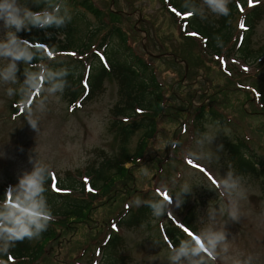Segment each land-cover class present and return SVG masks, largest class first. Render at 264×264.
<instances>
[{
	"label": "rangeland",
	"instance_id": "1",
	"mask_svg": "<svg viewBox=\"0 0 264 264\" xmlns=\"http://www.w3.org/2000/svg\"><path fill=\"white\" fill-rule=\"evenodd\" d=\"M27 1L21 0V3L27 5ZM93 1L103 11L104 17L110 20H106L109 25L105 24V30L113 24L111 19L117 18L120 19L119 26L128 34L132 49H126L127 46L122 48L119 40L112 38L109 45L116 50L111 52L112 55L117 53L122 59L125 52H137L152 62L165 86L166 105L163 114L156 115L158 129L153 140L146 143L142 158L126 163L127 177H114L118 181L109 194H103L100 189L94 194L96 196L86 194V199L91 197L92 200L89 212L82 219H71L72 223L67 226L58 225L56 240L47 243L43 260L36 264H100L99 260L103 259L100 247L107 264H110L111 259L115 264H168L169 244L173 240V244L178 245L180 241L172 235L170 238L165 227L173 223L182 230L183 226L187 227L188 232L183 230L187 236L196 233L202 227L198 220L206 214L209 204L216 207L222 202L227 204L208 185L218 181L230 167L243 177L244 198L239 201L240 221H228L226 224L230 240L229 255H251L252 264H264V173L259 168V164H264V115L255 110L254 100L258 99L260 91L256 87L251 90L246 88L264 74V57L256 61L253 56L244 62L240 60L241 52L235 53L239 59L233 55L205 54L200 39L182 37L179 23L163 7L161 0ZM249 1L252 4L247 2L244 11V7L239 8L242 12L235 24L238 36L239 31L246 29L244 15L248 7L257 1L263 3L262 18L255 20L250 36L254 55L264 47V0ZM66 4L71 10L72 19L76 21L73 25L76 30L82 31L73 46L83 44L85 39L96 45L104 32L96 29L100 27V19L69 1ZM183 16L184 13L180 18ZM221 17L209 14L207 18L221 26ZM241 24L244 26L241 27ZM25 31L18 35H23ZM43 32L53 34L49 28L43 29ZM84 32L87 33L85 36ZM56 36L59 43L67 40L59 32ZM79 37L84 39L81 41ZM107 50L108 45L101 47L100 52L109 64ZM147 51L151 56L146 54ZM66 60L71 61L69 58ZM3 63L0 61V64ZM23 67L21 64L18 73L21 80ZM6 87L0 85V196L6 195L24 170H31L30 156L38 155L50 168L51 178H60L62 184L71 171L75 176L76 171L88 167L97 174L103 160L114 159L122 151V146L128 149L129 154L136 153L140 148L144 129L135 131L129 143L123 144L118 127L111 124L121 97L120 88L112 77L106 78L100 90L83 105L77 104V109L69 107L64 92L49 97L46 110L34 113L40 122L39 134L25 119L23 102L17 114L12 113V101L17 100L18 95L8 97ZM42 95H34L33 102H30L33 109ZM197 109L203 110L201 120L197 123L198 131L194 127ZM213 109L221 119L211 118L208 112ZM201 135L214 138L213 143L205 142L204 146V151L211 158L210 162L189 163L185 152L193 147L194 139ZM236 139L249 143L245 147L248 151L245 153L249 156L256 152L259 173L240 174L237 171L236 161L227 150V142ZM221 145L222 148L219 147ZM100 183L102 181L97 184L99 187ZM185 184L192 186V190L185 195L182 204H177L174 192ZM171 194V203L164 216L156 218L151 215L150 220L145 219L135 227H127L129 212L118 224L120 211L128 206L136 209V200L163 198ZM61 205L60 202L56 203L57 208ZM189 213L193 217L191 224L195 230L184 225L183 218ZM217 219L223 223L227 216H218ZM111 233L120 236V246L112 250L110 241L107 245L103 243ZM105 253L110 255V260L105 257ZM215 264H225V261L217 259Z\"/></svg>",
	"mask_w": 264,
	"mask_h": 264
},
{
	"label": "trees",
	"instance_id": "2",
	"mask_svg": "<svg viewBox=\"0 0 264 264\" xmlns=\"http://www.w3.org/2000/svg\"><path fill=\"white\" fill-rule=\"evenodd\" d=\"M66 1L80 6L79 9L83 10L84 8L87 12L94 14L100 19V27L96 29L104 30V32L96 45L90 42L89 39L83 40V37H79V40H83V44L73 46V44L77 43L78 34L82 32L81 30H76V27L73 25L76 23L74 19L63 28L50 27L49 30H51L53 34L44 33V28L32 27L30 31L26 30L29 31L28 33L26 31L23 32L21 37L32 42L34 48L43 51L45 54L44 63L49 64V66L53 68L66 65L72 70L71 74L67 77L68 86L64 90L70 108H72V106L74 109L79 108L77 104L83 105V103L89 100L100 90L106 78H114V81L120 88L121 97L118 100V105L113 115L114 122L111 124L118 127L123 137V144L129 143L135 131L144 129L142 143L138 151L134 154H129L128 149L122 146V151L118 156H115L114 159L105 158L103 160L100 170H97V174L89 170L88 167L84 170L76 171L75 176H73V172L71 171L68 178L65 179V183L62 180V184L60 178H58L56 181L57 184H55V181H53V178L49 175L45 183V196L47 197L48 204L52 209L55 219L35 242L34 239H25L11 248L9 254L0 256V264H36L41 259L43 260L45 251L47 252V243L56 240V227L58 225L67 226L71 222V219H82L85 217L86 213L89 212V203L92 200L91 197L86 199V194L96 196L94 194H97L99 189L103 191V194H109L113 192L112 188L118 181V179L114 177L119 176L124 179L127 177L126 173L128 169L125 166L126 163L132 162L135 158H142L146 143L153 140L156 130L158 129L159 120L156 119V115L163 114L166 105L165 86L160 80L157 69L152 62H149L143 55L137 52H125V56L122 59H119L117 53L112 55L113 53L111 52L116 51L113 49L114 46L109 45L112 38L119 40V44L122 48L127 46L128 48L126 47V49H132L128 34L119 26L120 23H118V21L120 19H111L113 24L107 26L105 30V24L109 25L106 20H110L104 17L103 11L100 7L98 8V6H95L96 4L93 0H65V2ZM161 1L163 7H165L169 14L179 23L178 26L182 37L185 39H200L202 42V51L205 54L209 56L233 55L236 57L235 53L241 52L242 59L240 60L244 62H248V59L253 56H255L256 61L264 57V47L260 48L253 55L250 37L255 20L262 18V2L257 1L252 7H248V11H246L244 15L246 29L245 31H239L237 36L238 28L235 21L240 12H242L239 8L243 9L244 7V11L247 7L248 0H232L231 4L228 6L230 9L229 14L227 16H222L220 19L221 26H217L216 21H209L208 18L201 19L195 13H192L191 16H187L186 13L189 12V10L184 7L183 0ZM195 2L198 4V0H195ZM27 3L30 7H33L34 10H39V8L32 4V0H28ZM40 7H43V5ZM183 13L186 16L180 18ZM185 24L188 26L186 27ZM87 28L89 31L90 26L88 25ZM57 32H59V35H65L67 38L65 43H59L56 40ZM86 34L87 33H85L84 36ZM241 34L243 35L242 40H240ZM42 44L46 45L48 50L44 49L41 46ZM52 45H57L59 47L53 48ZM107 45L109 64L104 61L102 63L96 53L101 47ZM49 53H51V55H49ZM73 53L75 55H72ZM68 58L71 61L66 60ZM38 60L39 58H34L33 63ZM262 63L263 61L260 63V66ZM22 77L24 79L23 73ZM255 83L249 85V87H256L260 91L259 99L254 100L256 106L255 110L257 113L262 112L264 115V74L257 77ZM22 102L19 95L17 96V100L12 101V113L17 114L19 105ZM257 103H259V105ZM202 113V109L196 110V122L194 125L196 131H198L197 123L201 120ZM208 113L213 119H221L214 109L210 110ZM243 139L227 142V150L230 152L231 158L236 161L235 168L240 174L259 173L260 170L264 173V164H259L260 170L256 166L259 162V158L255 154L256 152H252L251 156L245 153L248 152L245 147H247L249 143L246 144ZM254 159L256 161H254ZM113 169L115 170L114 172H112ZM98 181H102V183H100L101 187L97 185L99 184ZM54 185L55 188L53 187ZM56 189H60V191ZM89 189L92 190L90 191ZM4 198V195L0 196V199ZM58 202L62 203V205L57 208L56 203ZM129 212L131 213L127 218V227H135L145 219L150 220L152 215L150 208L147 206H139L136 207V209H131V207L128 206L125 210L120 211L118 224ZM183 221L184 225L195 230L191 224L193 217L190 213L184 216ZM123 223L126 224L125 220H123ZM112 231L114 230L112 229ZM165 231L170 238L172 235L177 237L179 241L188 238L181 227L173 223L165 227ZM119 237L118 234L115 233L113 235V233H111L103 243L107 245L110 241L109 246H111V250L112 248H118L120 246V243H118ZM173 243L172 240V244ZM100 251V255L103 253L102 261L99 260L100 264H107L104 262V251L101 247ZM105 255V257L110 260V255L107 256V253H105ZM110 264H115V262L111 259Z\"/></svg>",
	"mask_w": 264,
	"mask_h": 264
},
{
	"label": "clouds",
	"instance_id": "3",
	"mask_svg": "<svg viewBox=\"0 0 264 264\" xmlns=\"http://www.w3.org/2000/svg\"><path fill=\"white\" fill-rule=\"evenodd\" d=\"M183 3L189 12L201 19H207L209 14L227 16L230 12V0H200L199 4L195 0H183ZM32 4L39 10L22 4L21 0H0V30L3 32L0 35V61H4L0 64V85L7 86L8 97H21L26 109L25 119L39 134L40 122L34 113L46 110L49 97L63 94L72 70L66 65L53 68L44 63L43 51L34 48L32 42L18 34L30 31L32 27H66L72 20V13L65 0H32ZM34 58L39 60L33 63ZM21 64L25 66L23 80L18 76ZM40 94L43 95L33 109L30 102H33L34 95ZM213 140L206 135L195 138L193 147L186 150L185 158L191 162H210L204 146L205 142L213 143ZM219 147L222 148V145ZM29 162L31 170H24L18 182L9 187L5 198L0 199V254H9L11 248L25 239L38 238L55 219L45 196V183L51 170L38 155L30 156ZM208 187L215 189L218 198L226 200L227 204L222 202L219 207L209 204L206 214L198 220L202 227L196 233H190L188 238L181 239L178 245L169 244L168 264H215L217 259L224 260L225 264H252L251 255H229L230 240L226 228L228 221L235 223L241 219L239 201L244 198L243 177L230 167L225 175ZM191 190L192 186L185 184L174 192L176 203L182 204ZM172 194L163 198L136 200L135 205L149 207L152 216L159 218L168 211ZM224 215L227 220L220 223L217 217Z\"/></svg>",
	"mask_w": 264,
	"mask_h": 264
},
{
	"label": "snow or ice",
	"instance_id": "4",
	"mask_svg": "<svg viewBox=\"0 0 264 264\" xmlns=\"http://www.w3.org/2000/svg\"><path fill=\"white\" fill-rule=\"evenodd\" d=\"M186 15L187 16H191L192 15V13L191 12H187L186 13ZM244 25L243 24H241V27H243ZM194 35V34H193ZM49 55H51V53H49ZM72 55H75L74 53L72 54ZM189 163H192L191 161H189ZM197 167H199V166H197ZM54 188H55V185L53 186ZM57 191H60V189H56ZM90 191L92 190V189H89ZM186 232H188L189 230L187 229V228H185L184 229Z\"/></svg>",
	"mask_w": 264,
	"mask_h": 264
}]
</instances>
